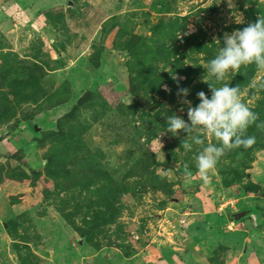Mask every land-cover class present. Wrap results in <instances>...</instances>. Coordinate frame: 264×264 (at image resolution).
<instances>
[{"label":"rangeland","instance_id":"rangeland-1","mask_svg":"<svg viewBox=\"0 0 264 264\" xmlns=\"http://www.w3.org/2000/svg\"><path fill=\"white\" fill-rule=\"evenodd\" d=\"M67 1L0 0V264L146 261L202 203L228 221L256 204L261 221L243 218L264 231V67L211 64L264 0ZM224 86L257 115L244 134L256 143L200 173L223 144L188 111ZM48 112L53 126L34 133ZM245 250L264 264V244Z\"/></svg>","mask_w":264,"mask_h":264},{"label":"clouds","instance_id":"clouds-1","mask_svg":"<svg viewBox=\"0 0 264 264\" xmlns=\"http://www.w3.org/2000/svg\"><path fill=\"white\" fill-rule=\"evenodd\" d=\"M227 47L220 51L217 59L212 60L213 70L224 73L230 67L238 69L241 63L250 64L257 62L258 67H264V15H258L257 22L244 28L243 31L235 30L231 36L225 34ZM173 79H176L174 76ZM178 83V81H177ZM165 90H167L165 86ZM236 89H229L227 86L216 90L209 101L203 92L198 93L202 103L198 108L189 109L188 115L193 124H202L211 129L214 135L222 142L223 148L210 147L205 149L198 160V171L207 173L215 168L219 158L225 154V149L243 147L245 149L256 143V137L244 135L247 128L257 119V115L241 102L234 99ZM187 94L188 89L181 90ZM190 103V102H189ZM169 130H176L185 127L184 121L180 118H168ZM238 132L240 133L238 135ZM241 135L244 138H241ZM235 137V141H233ZM187 147V144L184 145Z\"/></svg>","mask_w":264,"mask_h":264},{"label":"crops","instance_id":"crops-1","mask_svg":"<svg viewBox=\"0 0 264 264\" xmlns=\"http://www.w3.org/2000/svg\"><path fill=\"white\" fill-rule=\"evenodd\" d=\"M248 198V197H247ZM248 200V199H247ZM250 203L255 201H249ZM222 205L218 207L195 206L196 218L188 221V225L176 234L173 245L170 246L161 239L147 251L146 261L141 257L137 261L134 257L120 259L121 264H258L260 254L256 255L245 250L249 244L260 247L264 244V232L245 217L237 222L228 221L221 212ZM258 218L257 221H261ZM220 249L221 263H214L209 259L214 250ZM134 255H137L134 253ZM180 257V259H177ZM113 264V263H112Z\"/></svg>","mask_w":264,"mask_h":264},{"label":"water","instance_id":"water-1","mask_svg":"<svg viewBox=\"0 0 264 264\" xmlns=\"http://www.w3.org/2000/svg\"><path fill=\"white\" fill-rule=\"evenodd\" d=\"M70 3H71L70 0H68L67 5H70ZM54 118H55V113L48 112L45 115L36 117L33 120H31L29 122V125L31 126V129L33 130V132L38 134L45 129L51 128L53 126ZM257 215H259V218H261L262 216L261 209L259 210ZM229 217H230V221H234L236 217V212H231L229 214Z\"/></svg>","mask_w":264,"mask_h":264},{"label":"trees","instance_id":"trees-1","mask_svg":"<svg viewBox=\"0 0 264 264\" xmlns=\"http://www.w3.org/2000/svg\"><path fill=\"white\" fill-rule=\"evenodd\" d=\"M29 127L31 128L30 125ZM232 212H236V217L233 222H237V221H240L244 216L250 213H254L257 215L259 212V206L256 204L251 205V204L243 203V205L239 209L234 210Z\"/></svg>","mask_w":264,"mask_h":264},{"label":"built area","instance_id":"built-area-1","mask_svg":"<svg viewBox=\"0 0 264 264\" xmlns=\"http://www.w3.org/2000/svg\"><path fill=\"white\" fill-rule=\"evenodd\" d=\"M182 222V221H181Z\"/></svg>","mask_w":264,"mask_h":264}]
</instances>
